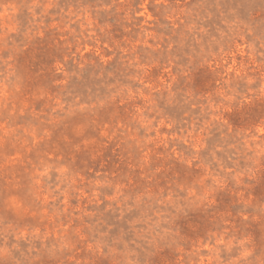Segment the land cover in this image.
I'll use <instances>...</instances> for the list:
<instances>
[{"label":"rangeland","instance_id":"obj_1","mask_svg":"<svg viewBox=\"0 0 264 264\" xmlns=\"http://www.w3.org/2000/svg\"><path fill=\"white\" fill-rule=\"evenodd\" d=\"M0 264H264V0H0Z\"/></svg>","mask_w":264,"mask_h":264}]
</instances>
